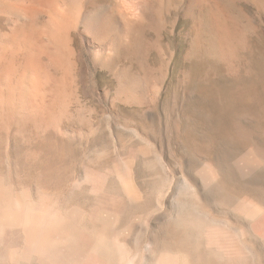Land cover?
<instances>
[{
	"label": "rangeland",
	"instance_id": "obj_1",
	"mask_svg": "<svg viewBox=\"0 0 264 264\" xmlns=\"http://www.w3.org/2000/svg\"><path fill=\"white\" fill-rule=\"evenodd\" d=\"M191 2L136 24L117 0H0L5 255L33 242L29 264H55L59 244L103 264L83 259L127 241L179 264H264V0L199 21Z\"/></svg>",
	"mask_w": 264,
	"mask_h": 264
},
{
	"label": "bare ground",
	"instance_id": "obj_2",
	"mask_svg": "<svg viewBox=\"0 0 264 264\" xmlns=\"http://www.w3.org/2000/svg\"><path fill=\"white\" fill-rule=\"evenodd\" d=\"M117 1H118V6L121 7V8L118 9L119 12H117L116 15L118 16V13L122 14V15H119L120 17L121 16L125 17L127 15V16L130 17L131 21H133L136 24H140V23H143V22H148V21L153 20V18L155 17L156 12L160 9V7H161V5H162L164 0H117ZM219 1H221V0H192L193 3L191 2V6H189L190 10L192 12V16L195 17V19L197 21H199L200 17H201V10H203L204 8H210L213 5H215L216 3H218ZM122 23H124V22H122ZM110 24H111V22L108 19L105 20V18H104V21L102 22L95 16L94 17H90V19H89V21L87 23L89 31H91V33H93L96 36L99 35V34H108V30L111 31V29H110L111 25ZM128 24H131V23H128ZM134 31H135V28L134 27H130V28H128L127 32H129L131 34ZM87 43L93 49H101L100 47L103 45L102 42L100 44H98V43L96 44L95 41H93L91 39L90 40L88 39ZM129 45H130V43H124L123 47L127 48V47H129ZM97 51L99 52L100 50H97ZM256 212H257V210H255V209L251 210L250 209V214L251 213H255L256 214ZM1 221L2 220L0 219V225L2 224ZM216 228L221 229V227H219V225ZM2 240L3 239L1 237L0 238V242ZM53 240L56 241V239H54L52 237L46 238V240H43L39 244L37 249L45 250V251L49 252L52 248H54L52 246V241ZM239 242H241V241H239ZM128 243L129 242H127V241H124L123 245L121 243H117L118 246L116 248L117 249L116 253L115 252H113V253L112 252H108L105 255H102L101 257L100 256H97V257L90 256L87 259H83V261L84 262H89L90 261L91 263L94 262V261H96V262L97 261H102L103 264H179L178 256L173 254V253H171V251H169V250L168 251H161L157 255L150 256V255H147L146 253H143V251L141 249V250H138V252H136V254L130 255L129 252H126L127 249H128L126 244H128ZM163 243H164L163 240H161L159 242H156L153 239L152 245L150 244V248H152V247L153 248H160ZM10 247L12 248L13 252L8 254V255H5V251L0 247V260H2L1 264H29V263L32 262L31 261V260H33L32 258H35V254L37 253V251L35 250V245H34L33 242L24 243V245H22L21 248H20V249H22V251L19 252V253L17 252L18 250L15 248V244H11V245L8 246V248H10ZM56 252H58V254L54 257L56 259L55 264H80V261L82 260V259H78L77 255L76 256H72L71 254L65 253V251L60 249L59 244H58V246H56ZM222 252H224V251H222ZM238 258H235V257L233 258V259H235V261H234L235 264H241L239 261H237ZM187 259H189V258H187ZM238 260H240V259H238ZM231 261H232V259H231ZM221 263H222V261H221ZM41 264H49V262L48 261H43Z\"/></svg>",
	"mask_w": 264,
	"mask_h": 264
}]
</instances>
